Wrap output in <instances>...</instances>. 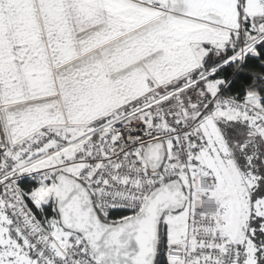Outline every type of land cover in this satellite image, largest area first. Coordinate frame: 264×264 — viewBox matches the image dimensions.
<instances>
[{"label":"snow or ice","instance_id":"obj_1","mask_svg":"<svg viewBox=\"0 0 264 264\" xmlns=\"http://www.w3.org/2000/svg\"><path fill=\"white\" fill-rule=\"evenodd\" d=\"M0 264H264V0H0Z\"/></svg>","mask_w":264,"mask_h":264}]
</instances>
